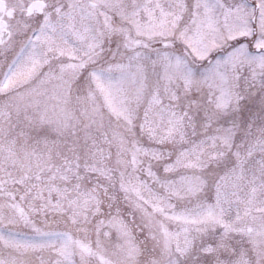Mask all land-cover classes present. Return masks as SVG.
<instances>
[{
  "label": "snow or ice",
  "instance_id": "6c2138e0",
  "mask_svg": "<svg viewBox=\"0 0 264 264\" xmlns=\"http://www.w3.org/2000/svg\"><path fill=\"white\" fill-rule=\"evenodd\" d=\"M0 264H264V0H0Z\"/></svg>",
  "mask_w": 264,
  "mask_h": 264
}]
</instances>
